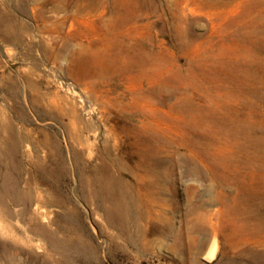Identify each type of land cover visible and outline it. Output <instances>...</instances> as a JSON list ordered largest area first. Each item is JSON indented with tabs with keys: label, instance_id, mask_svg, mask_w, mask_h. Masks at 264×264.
Wrapping results in <instances>:
<instances>
[{
	"label": "rangeland",
	"instance_id": "374dc122",
	"mask_svg": "<svg viewBox=\"0 0 264 264\" xmlns=\"http://www.w3.org/2000/svg\"><path fill=\"white\" fill-rule=\"evenodd\" d=\"M88 2L0 0V264H264V0ZM128 155L124 230L84 181Z\"/></svg>",
	"mask_w": 264,
	"mask_h": 264
},
{
	"label": "bare ground",
	"instance_id": "6f19581e",
	"mask_svg": "<svg viewBox=\"0 0 264 264\" xmlns=\"http://www.w3.org/2000/svg\"><path fill=\"white\" fill-rule=\"evenodd\" d=\"M107 0H90L87 5V9H91V11H96V13H99L100 15L103 14H117L120 12V10L116 9L114 6H109L107 3ZM41 7V6H39ZM44 8V7H43ZM85 8V7H84ZM40 9V8H38ZM81 9V8H80ZM45 10V9H44ZM79 10V9H78ZM80 11V10H79ZM39 12V11H38ZM90 13V12H89ZM97 13V14H98ZM38 14V13H37ZM42 14V13H39ZM40 17V15H38ZM43 17V16H42ZM45 18V17H43ZM46 19V18H45ZM99 30H101L100 27H98ZM124 29V28H123ZM10 33V32H9ZM4 34V33H3ZM11 37V35H10ZM9 38V37H8ZM7 38V39H8ZM13 38V37H12ZM20 39V38H19ZM10 40V39H9ZM14 41V40H13ZM1 111V110H0ZM3 112V110H2ZM6 112V111H5ZM4 113V112H3ZM1 113V114H3ZM4 115V114H3ZM2 118V117H1ZM4 118V117H3ZM8 118V117H7ZM8 120V119H7ZM5 122V121H4ZM7 123V122H6ZM6 127V126H5ZM12 127V125H11ZM10 128V127H8ZM3 129V128H2ZM7 129V128H6ZM11 129V128H10ZM12 130V129H11ZM14 131V130H13ZM11 133V132H10ZM7 134V133H6ZM15 134V132H14ZM2 137V136H1ZM3 138V137H2ZM7 138V137H6ZM5 138V139H6ZM12 138V137H11ZM2 142V141H1ZM82 146V144L80 143ZM87 145V144H86ZM1 148V147H0ZM87 148V147H85ZM80 150V149H78ZM88 150V149H86ZM59 151V150H58ZM106 151V150H105ZM108 151V150H107ZM79 152V151H78ZM81 152V150H80ZM79 152V153H80ZM83 152V151H82ZM110 152V151H109ZM75 153V152H74ZM108 153V152H107ZM62 154V153H61ZM123 154V153H122ZM75 155V154H74ZM83 155V154H82ZM85 155V154H84ZM100 155V154H99ZM1 156V155H0ZM63 156V155H62ZM81 157V156H80ZM99 157V156H98ZM112 157V155H111ZM62 158V157H61ZM64 158V157H63ZM62 158V160H63ZM75 158V157H74ZM61 160V161H62ZM64 161V160H63ZM130 155L124 159V157L120 159L111 160L110 162L105 161L103 163L102 170H94L92 175H89L90 177L85 179V183L88 186V189L91 191V194L93 195V199L98 203L100 208H104L107 210L108 213V219L112 222H114L115 226H120L124 230H127L128 228V220L126 218V215H130L128 211L132 214L134 219H139L142 215V207L144 205V200L151 201L155 196L153 186L154 182L151 181V178H145L143 175L138 174L134 171L131 172L133 176V182H130V180H125V176L123 174L125 171L129 169V162H131ZM65 162V161H64ZM62 162L61 164H64ZM76 162V161H75ZM60 164V165H61ZM64 166V165H63ZM65 171V170H64ZM130 171V170H129ZM85 173V172H84ZM89 174V173H88ZM152 177V175L149 173L148 177ZM44 179V178H43ZM83 181V180H82ZM47 184V183H45ZM44 184V185H45ZM83 184V185H84ZM81 186V185H80ZM85 186V185H84ZM40 188V186H39ZM38 190L40 191V189ZM85 188V187H84ZM42 189V188H41ZM43 190V189H42ZM41 190V191H42ZM81 190V189H80ZM40 191V192H41ZM84 191V190H81ZM134 192H138L134 194ZM157 192V191H156ZM52 193V192H51ZM50 193V194H51ZM84 193V192H83ZM33 194V193H32ZM55 194V193H54ZM29 195V194H28ZM41 194H37L34 198V196L29 195L27 200V210H31V207L34 203H36L38 210L45 212V207L48 206V204L56 203L57 205H61L64 207V209H69L68 206L71 204L73 210H77V208L74 206V204L69 200V198H54L52 199H46L44 200ZM26 196V195H25ZM49 197V196H48ZM87 201V200H86ZM153 205V204H152ZM147 209V208H146ZM151 209V208H150ZM150 209L149 212H150ZM34 210V209H33ZM12 212V211H11ZM48 212V211H47ZM77 212V211H76ZM9 213V212H8ZM39 213V212H38ZM50 213V212H49ZM75 213V212H74ZM151 213V212H150ZM48 213H46L47 215ZM151 215V214H150ZM45 216V214H44ZM43 216V217H44ZM72 217V216H71ZM25 218V216H24ZM29 218V217H28ZM26 219V218H25ZM75 220V218H73ZM67 220V218L65 219ZM69 221V220H67ZM117 222V223H116ZM67 223V222H66ZM50 224V223H49ZM45 226V225H44ZM43 226V227H44ZM47 226V225H46ZM72 226V224H71ZM58 227V226H57ZM61 226L59 225V228ZM63 227V226H62ZM65 227V226H64ZM75 227V226H73ZM119 227V228H120ZM48 228V227H47ZM139 228V226H138ZM37 229V228H36ZM164 229V228H163ZM46 230V229H45ZM57 230V229H56ZM55 230V231H56ZM58 231V230H57ZM175 231V230H174ZM173 231V232H174ZM37 232V231H36ZM40 235L46 234L45 231H38ZM61 232V231H60ZM74 232V229L72 227H67L66 231H64V234ZM51 233V232H50ZM49 233V234H50ZM56 233V232H55ZM38 234V233H36ZM38 234V235H39ZM39 235V236H40ZM62 236V235H61ZM139 236V235H137ZM173 237V236H172ZM80 238V237H79ZM75 239V238H74ZM137 239V238H136ZM134 236H128V241L131 243H135L137 240ZM175 244H181V240H183V234H177L174 236ZM194 238H192L193 240ZM50 240V239H49ZM71 239L65 235L62 238L55 237V235L52 233L51 235V251H54L55 254H62L65 255L67 252L71 250V247L73 246L75 248V251L84 252V248L81 247L82 241L78 240L71 245ZM77 240V239H76ZM195 240V239H194ZM173 242V241H172ZM195 243V241L193 242ZM190 244V240H189ZM50 245V244H49ZM84 245V244H83ZM85 247V245H84ZM78 249V250H76ZM76 253V252H75ZM74 257V256H73Z\"/></svg>",
	"mask_w": 264,
	"mask_h": 264
}]
</instances>
